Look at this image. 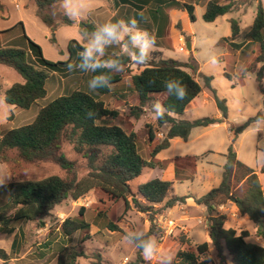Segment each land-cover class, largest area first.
<instances>
[{"label":"trees","instance_id":"16d2710c","mask_svg":"<svg viewBox=\"0 0 264 264\" xmlns=\"http://www.w3.org/2000/svg\"><path fill=\"white\" fill-rule=\"evenodd\" d=\"M33 1L37 6L38 18L52 32L61 26L75 24L64 14L56 12L60 0ZM254 2H257V11L246 39L258 44L259 51L254 61L244 70L248 74H256L263 96L262 108L239 126L231 128L232 136L225 154L226 163L223 166L220 185L200 197H194L197 205L206 208L209 242L198 245L196 251L179 250L172 264H209V260L203 257L209 252L210 245L216 250L221 264H228V256L232 264H264V246L252 241L249 231L238 233L234 229H227L225 227L227 216L218 212L220 207L230 202L234 203L241 216L248 217L255 224V236L264 240V191L257 171L241 162L234 150L239 136L257 117L264 116V5L262 0H210L206 5L203 19L207 23H213L218 18L236 11L243 10L246 13ZM117 4H130L137 9L141 8L140 6L152 5L149 14L153 24L146 25L145 28L152 31L153 27H156L157 37L164 42L166 26L169 23L166 12L168 8L175 7L185 11L191 21H196V4L180 0H117ZM3 12L5 6L0 1V13ZM230 24L231 37L222 39L220 43L231 42L230 45L236 48L237 45L232 41L241 32V21L231 19ZM97 29L93 23H84L82 33L93 35ZM3 36L4 32L0 31V65L15 70L23 81L14 83L6 89L0 85V95L3 93L5 102L19 109L30 110L39 100L47 96V81L52 73H59L64 78L80 74L90 81L94 75L114 72L103 68L97 69L96 72H85L80 67L69 71L67 66L71 62L47 60L41 47L26 34L27 48L4 45ZM52 41L56 43L55 38ZM73 42L69 49L72 58L76 55L78 57L74 65H79L82 59L79 50L82 51L83 46L76 41ZM165 47L172 46L168 44ZM157 54L159 57L151 56L149 62L141 66L142 70L131 76L130 95L134 96L137 105L131 106L128 113L130 118L140 120L148 105L154 100L161 101L168 109L163 120H157L158 124L155 127L149 126L151 143L156 140L157 134L164 125L170 126L164 139L152 149L149 159L144 158L140 153L139 134L135 131H127L119 123L122 121L120 110L110 109L103 100V97L115 94L113 89L122 82L125 75L123 71L111 74V88L93 91L81 87L72 94L59 97L42 107L32 123L11 129L4 134L0 130V163L5 162L8 152L17 151L18 159L23 162L51 161L67 172L65 177L53 175L40 180H14L0 186V191L9 195L7 205L0 208L2 233L13 234L19 223H35L49 218L55 208L69 198L79 200L91 191L101 192L107 201L113 204L125 202L126 211L135 207L141 212H153L154 205H163V210L172 209L178 204H185L188 198L193 197L174 194V183L161 179L140 184L136 192L130 185V182L141 176L144 170L167 166L168 162H162L157 156L170 147L174 138L188 141L194 129L220 124L228 118L227 101L220 98L215 90H213L214 99L222 119L205 117L190 121L177 118L183 115L203 92V87L196 77L198 68L189 62L164 58L161 52ZM100 59L104 61L119 59L125 65L129 62L128 57L123 55L111 57L104 54ZM226 75L232 80L229 74ZM247 75L242 72L237 84H244ZM169 79L180 80L187 86V96L184 100H177L167 93L165 81ZM205 80L206 85L211 88L213 78L206 77ZM89 110L96 114L91 119L87 118ZM65 141L72 143L76 152L87 160V172L82 177L78 173L77 163L71 161L62 151ZM185 159L175 160L179 181L189 179L196 173L195 166H192L191 174H187L189 177L182 176L185 172L182 173L180 164ZM196 159L198 158H192V160ZM261 173L264 174V163ZM94 223L99 227V231L108 229L112 232H121V228L114 221L112 207H98ZM60 231L68 239L79 233L81 244L91 240L93 235L91 223L86 219V208L82 207L77 216L64 220L60 225ZM147 234L151 236L152 230ZM20 237L18 234L15 235L10 253L0 249L1 259L7 261L16 254ZM83 256V252L77 247L60 245L56 264H79L78 259ZM97 261V264H103L100 255L97 256ZM142 262V253L138 249L136 264Z\"/></svg>","mask_w":264,"mask_h":264},{"label":"rangeland","instance_id":"374dc122","mask_svg":"<svg viewBox=\"0 0 264 264\" xmlns=\"http://www.w3.org/2000/svg\"><path fill=\"white\" fill-rule=\"evenodd\" d=\"M1 1L6 7V11L0 14V29L4 32V45L27 48L26 34L41 47L47 60L63 63L71 62V64L76 63L78 57L76 55L72 58L69 49L70 44L76 41L84 46L93 39V35H84L82 30L80 32L81 24H91V20L95 17V12L99 8H105L106 14L109 12L108 0H85L80 13V16L84 17L85 20L83 19L82 22L75 21L73 26H61L55 32H52L37 17V6L33 0ZM180 1L197 4L195 10L196 21H191L188 13H182L175 9V25L168 31L165 42L158 40L153 35L154 31L147 30L155 37L156 42L172 46H163L166 49V58L189 62L198 68L196 77L203 87V92L185 113L177 118L192 121L205 117H216L220 111L214 99L213 90H215L220 98L227 101L229 123L232 126L235 125V127L239 126L249 117L254 116L262 108L263 104V96L256 80V74H248L244 84H237L239 76L243 72L241 70L246 69L254 59L251 51H244L240 55L233 54L230 56L228 45L220 43L221 37L227 35L226 33L231 28L227 20L231 18L237 19L239 14L238 12H233L221 17L217 22L207 23L203 19L206 10V0ZM262 3L264 5V0H262ZM256 11L257 2H254L242 19L241 30L243 32L252 23ZM56 12L61 15L64 14L60 5L57 7ZM145 16V14L137 12L129 4H125L121 7L116 18L121 20L128 17L127 21L134 18L139 28H143L148 25L144 22ZM104 23L102 22V25ZM184 27L187 29L186 32ZM53 38H55L56 43L52 41ZM128 39V37H125V41H128ZM190 39L195 42L196 56L194 49L189 50L187 48V43L190 42ZM73 44L76 46L74 42ZM158 52V50L154 49L151 52V56L159 57ZM104 54L111 57L120 55L128 57V55L124 54L122 44L115 43L106 46ZM214 56L219 57L220 63L218 66L211 65V59ZM192 58L194 60H191ZM0 67L10 72L7 75L6 73L1 74L7 83L13 84L21 80V76L15 70L5 66ZM140 70H142L141 66L129 60L123 70L125 75L122 82L113 89L115 94L105 96L103 100L110 109L120 110L122 121L119 123L127 131H135L139 134L140 153L144 158L149 159L154 146L164 139L165 132L164 127H162L156 136V143L152 144L149 141V126L155 127L158 124L152 114L151 103L140 120H135L128 116L129 108L137 105L134 96L130 95L131 76ZM226 74H229L232 80ZM206 77L213 78L211 88L206 85ZM88 82L89 80L86 77L83 78L80 74L64 78L59 73H52L47 81V96L39 100V103L34 105L32 110L19 109L2 101V105H0L1 132L6 133L11 129L32 123L34 120L32 115L36 113V117L38 108L48 105L59 97L68 96L74 91L81 89V87L88 90ZM12 114L17 115V117L10 120L9 117ZM29 119L33 120L28 122ZM201 132L202 129L197 128L188 141L179 139L171 142L170 147L161 151L158 156L162 162H169L176 157L187 158L185 163H190L195 166V169L198 167L197 176L193 179H188L187 177L189 176L183 173L182 176L187 179L175 181L173 186L174 194L205 193L207 189L218 185L222 179V165L225 163V159L219 153L203 155L205 152L204 147L208 144V140L206 137L198 139ZM210 133L213 137L221 138L224 136V129H213ZM62 151L71 161L77 163L78 173L82 177L87 172V160L83 155L76 152L74 145L69 141L63 143ZM262 152H264V131H251L245 137L244 143L240 148V160L248 167L256 168L260 162ZM188 154H195L198 159L192 160L194 157H185ZM150 174H152V170L147 169L141 176L131 181L132 190L136 192L139 184L149 181ZM53 175L65 177L67 172L51 161L23 162L18 159L17 151L8 152L5 162L0 163V178L5 179L7 183L14 180H40ZM8 201V193L0 191V208L7 205ZM101 206L112 207L114 221L121 228V232H112L108 229L99 231L98 227L93 226L91 230V234H94H92L93 238L83 244L80 243L79 233L74 234L69 239L61 234L60 225L62 222L67 218L77 216L82 207L86 208L87 221L93 223L97 215V208ZM153 207V212H141L135 207L126 211L123 201L113 204L107 201L106 197L99 191H91L79 200L69 198L55 208L51 217L35 223H19L16 225L17 229L13 234L5 236V240L0 239V248H4L10 253V246L13 243L14 236L16 234L21 236L16 254L9 257L6 262L0 260V264H56L60 245L74 246L83 252L84 256L78 259L79 264H97L98 255L102 257L103 264H136L138 248L127 243L124 240V236L128 232L139 233L141 230L146 233L152 230L151 236L157 239L159 249L158 255L151 262L146 261L142 255L143 262L140 264H161L162 259L170 255L174 257L173 263L179 250L196 251L198 245L209 242V236L204 224L195 223L193 225V223H190V231L187 233V224L183 223L182 219L176 216V213L174 215L171 209L163 210V205H154ZM187 214L191 217H196L198 221L204 223L207 221L205 218L207 217V212L203 213L200 209L188 206L180 208L179 215ZM162 217L175 219L179 227L172 234H166L160 225ZM0 238H3L1 232ZM203 258L209 260V264H221L216 250L211 245L209 252ZM227 258V263L232 264L230 257L228 256Z\"/></svg>","mask_w":264,"mask_h":264},{"label":"crops","instance_id":"0c3cea01","mask_svg":"<svg viewBox=\"0 0 264 264\" xmlns=\"http://www.w3.org/2000/svg\"><path fill=\"white\" fill-rule=\"evenodd\" d=\"M1 1V0H0ZM16 2V0H13ZM210 0H206L205 3L207 5V3L209 2ZM2 2V1H1ZM202 2V1H201ZM130 5V4H129ZM197 5V4H196ZM196 5H195V10H196ZM5 6V5H4ZM123 5L120 4L118 5L117 4V0H108V8H109V12H107V14L105 13V8H99L96 10L95 12V17L92 18L91 22L97 27L99 28V26L102 25V22H108V21H118L117 20V14L119 13L121 7ZM131 7H133L134 9L137 10V12H140L142 14H145L146 18L144 19L148 25L150 24H153V21L152 19L150 18V14H149V10L152 9V5H149V6H140L141 8H136L135 6H132L130 5ZM249 8V7H248ZM6 9V7H5ZM175 7H172V8H168L167 9V14L169 16V23L167 24L166 26V38H167V34H168V31L175 25ZM177 11L179 12H182L184 13L185 11H181V10H178L176 9ZM6 11V10H5ZM238 12L239 14V17L237 19H239L242 23V19L244 17V15L247 14L248 12V9L246 11V13L243 11V10H240V11H236ZM187 13V12H186ZM0 14H3V13H0ZM94 14V13H93ZM107 15V16H106ZM179 15V14H178ZM189 16V15H188ZM38 17V16H37ZM128 18V17H127ZM127 18H123V20L127 21ZM221 18V17H220ZM220 18H218L215 22H217ZM255 18V17H254ZM85 20L84 17L80 16V19L78 21L82 22V20ZM233 19V18H231ZM231 19H228L227 21L230 23V20ZM177 20V19H176ZM254 21V19H253ZM253 21L252 23L247 27L246 31H242L240 32V34L232 41L233 43H235L237 45L236 48H233L230 43L231 42H224L225 44L228 45V49L230 51V56L235 54V55H240L241 53H243L244 51H251L252 55L254 56V59L256 58L257 54H258V51H259V46L258 44H255L249 40L246 39V35L247 33L250 31V28L253 24ZM231 25V24H230ZM130 26V25H129ZM84 27V25H83ZM83 27L81 28L80 27V32L81 30L83 29ZM141 29H145V30H148L146 29L145 27H141ZM156 27H153L152 31H154V36L158 39V40H161L159 37H157L156 35ZM186 28L184 27V31L186 32ZM0 31H2L0 29ZM231 33H232V30L231 28L228 30V32L226 33L227 35H225L224 37H221V40L224 39V38H230L231 37ZM188 34V33H187ZM2 43L4 44V36L2 37ZM175 45V43H173ZM190 44H191V49H194V54L195 56L197 55V50H196V47H195V42L193 39H190ZM163 43L161 42H156L155 44V50H158L159 52L162 53L163 57L166 58V49L163 48ZM104 55V54H103ZM253 59V61H254ZM252 61V62H253ZM0 66H4V65H0ZM6 67V66H5ZM9 68V67H8ZM6 75L8 73H10L8 70H4V68H1L0 67V85L3 86V89H6L8 87H10L11 85L13 84H9L7 83L6 81H4V77L1 75V74H5ZM251 74H255V73H251ZM82 76V75H81ZM23 79L21 77V80H18L16 81L15 83H18V82H22ZM264 83V82H263ZM48 91V89H47ZM198 99V97L196 98ZM195 99V100H196ZM194 100V101H195ZM2 101L5 102L4 100V96H3V93L0 95V105H2ZM194 101L191 103V105L194 103ZM6 103V102H5ZM39 102H37L36 104H38ZM35 104V105H36ZM190 105V106H191ZM34 107V106H33ZM33 107L30 109L32 110ZM41 108H38V112ZM30 110H27V111H30ZM35 114L34 113L32 115V118L35 120ZM38 114V113H37ZM37 116V115H36ZM174 117H177L175 115H173ZM17 115H11L9 117V119H13V118H16ZM214 118H217V119H222V114L221 112ZM33 119H29L28 122H30L31 120ZM33 120V121H34ZM32 121V122H33ZM164 128V132L167 133L170 129V126L168 124L164 125L163 126ZM232 127H235V125H231L228 121V118L227 119H224V121L220 124H216V125H212V126H209V127H201V128H198V129H202V132L199 134L198 136V139H201L203 137H206V139L208 140V144L205 145L204 147V150L205 152L203 153V155L207 154V153H211V154H214V153H219V155L225 159V163H226V157H225V154L227 153L228 149H229V146H230V138L232 136V131H231V128ZM218 128H223L224 129V136L221 137V138H216V137H213L211 136L210 132L213 130V129H218ZM197 129V128H196ZM212 129V130H210ZM195 130V129H194ZM194 130L192 131L191 135L193 134ZM251 131H255L252 127H249L245 132H243L237 142L235 143L234 145V150L235 152L237 153V157L238 159L240 160V148L241 146L243 145L244 143V139L245 137L251 132ZM164 133V134H165ZM4 134V133H3ZM181 138H174L171 142H175V140H179ZM154 144L156 143V140L153 142ZM152 143V144H153ZM160 154V153H159ZM158 154V156H159ZM157 156V158H158ZM197 155L195 154H188V155H185V157H195ZM177 158H181V157H176L174 158L173 160L169 161L167 163V166L165 168H161V167H157V168H154V169H148V170H152V174H150V179L149 181L153 180V179H161V180H164V181H170V182H173L175 183V181H179L177 179V174H176V165H175V160ZM183 158V157H182ZM159 159V158H158ZM162 161V160H161ZM185 161H187V159L184 160V162H181V171L182 173L185 172L186 174H191V168H192V165L190 163H185ZM241 162H243L242 160H240ZM224 163V164H225ZM244 163V162H243ZM263 163L261 161V158H260V162L258 163V165L256 166V168H252L254 170L257 171V174H258V177H259V180L261 182V185H262V188H263V191H264V174L261 173V169H262V166H263ZM224 164L222 166H224ZM245 164V163H244ZM246 165V164H245ZM184 169L186 171H184ZM197 171L196 173L194 174L193 177H190V179H193L195 176H197V172H198V167L196 168ZM147 170V169H146ZM145 171V170H144ZM159 171V172H157ZM222 181V179H221ZM220 181V183H221ZM148 182V181H147ZM220 183L218 185H216L215 187H211V189H207V191H205V193H201V194H198V193H187V194H183V195H178V196H193V197H190L186 200V203L185 204H179L177 205L176 207L172 208L171 209V212L175 215L176 213V216L179 217L180 219H182L183 223H186L187 226H186V229H187V233H189L190 231V227L189 224L190 223H193V225L195 223L197 224H204L205 225V228H206V231L207 233L209 234V228H208V224H207V221L204 223L202 221H198L196 217H191L189 214L187 215H179V210L180 208H183V207H192V208H195V209H200L203 213H206V208L203 207V206H199L196 204L195 202V199L194 197H200L206 193H208L209 191H211L212 189L218 187L220 185ZM5 184H7V182L5 181ZM140 185V184H139ZM138 185V186H139ZM138 188V187H137ZM137 188H136V191H137ZM177 195V194H176ZM124 205H125V202H124ZM219 214H224L227 216V222L225 224V227L227 229H234L236 230L238 233H241L242 231H249L252 235V238L253 239L252 241L258 243V244H261L264 246V240L260 239V238H257L255 236V233H256V228H255V224L253 223V221H251L248 217H243L241 216V214L239 213V210L237 208V206L230 202L228 203L227 205L225 206H222L219 208L218 210ZM206 218V217H205ZM93 226L95 227H98L97 225H95V223H91V230L93 228ZM99 228V227H98ZM1 232V231H0ZM2 233V232H1ZM93 234V233H92ZM3 235V238H0L1 240H5V236L9 235V234H5V233H2ZM94 235V234H93ZM15 238V236H14ZM14 241V240H13ZM11 247L12 245L10 246V250H11ZM2 250H5L6 252H8L6 249L4 248H0ZM0 260L6 262L5 260L1 259Z\"/></svg>","mask_w":264,"mask_h":264},{"label":"clouds","instance_id":"9594fccd","mask_svg":"<svg viewBox=\"0 0 264 264\" xmlns=\"http://www.w3.org/2000/svg\"><path fill=\"white\" fill-rule=\"evenodd\" d=\"M85 0H60V7L69 20L78 21L80 13L83 9ZM130 25V26H129ZM128 37V41H125ZM122 44L125 55L128 59L138 66L145 65L151 59V52L155 48V37L145 29L138 26L136 19L125 21H108L99 26L97 31L93 33V39L83 46V50L79 53L82 58L79 65L68 64V70L73 71L75 67H80L85 72H96L97 69L114 70L113 73L121 72L125 68V64L119 59L101 60L105 52V47L112 44ZM130 53V54H129ZM219 57L214 56L211 59V65L218 66ZM241 71L248 73L246 70ZM111 74L94 75L88 82V86L93 91L101 88H111ZM167 93L174 96L177 100H184L187 96V86L180 80L169 79L165 81ZM152 114L156 120H163L168 109L159 100L151 102ZM96 114L89 110L87 118L91 119ZM255 131H264V116L257 117L253 124L250 125ZM261 161L264 162V152L261 153ZM5 184V179L0 178V186ZM124 240L138 248L144 259L151 262L158 255V241L154 236L148 235L144 231L128 232L124 236ZM174 257L171 255L163 258L161 264H172Z\"/></svg>","mask_w":264,"mask_h":264},{"label":"built area","instance_id":"2783aa9c","mask_svg":"<svg viewBox=\"0 0 264 264\" xmlns=\"http://www.w3.org/2000/svg\"><path fill=\"white\" fill-rule=\"evenodd\" d=\"M161 136H163V134H161ZM160 225L168 235L172 234L179 227L178 222L171 217H162Z\"/></svg>","mask_w":264,"mask_h":264},{"label":"water","instance_id":"95a60500","mask_svg":"<svg viewBox=\"0 0 264 264\" xmlns=\"http://www.w3.org/2000/svg\"><path fill=\"white\" fill-rule=\"evenodd\" d=\"M81 27H83V24H81ZM187 48H188L189 50H191V44H190V42L187 43Z\"/></svg>","mask_w":264,"mask_h":264}]
</instances>
